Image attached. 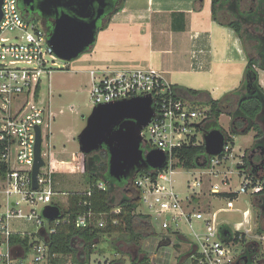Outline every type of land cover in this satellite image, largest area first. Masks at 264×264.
Masks as SVG:
<instances>
[{
    "label": "built area",
    "instance_id": "2783aa9c",
    "mask_svg": "<svg viewBox=\"0 0 264 264\" xmlns=\"http://www.w3.org/2000/svg\"><path fill=\"white\" fill-rule=\"evenodd\" d=\"M1 11L0 110L3 119L0 123V164H4L7 169L4 177H0V264H19L25 256L21 247H12L10 244V237L15 234L28 236L33 263L43 264L47 263L48 248L40 231L44 230L48 238V234L54 233L65 219L61 213V218L47 221L38 212L39 208L43 210L47 205H54L52 196L55 193L51 172L48 175L41 174V169L47 164L41 146L40 154L45 165L39 169L37 188H32L35 128L40 129L41 143L42 127L48 130L50 138V123L54 116L50 106L44 105L39 99L41 80L49 79L55 71L67 68H59L56 60L60 59L48 44L49 35H46L39 23L28 20L20 13L17 0H2ZM90 76L88 96L92 107L136 96L149 95L152 98L154 115L141 131V145L144 154L153 149L160 150L166 155V162L163 168L154 170L157 172L154 179L148 176H137L134 179V185L140 191L141 203L149 210L145 214L159 221L162 230L176 235L182 236L181 226H187L194 238L190 243L191 250L194 248L189 256L190 264H239L240 255L236 256L230 248L233 242H224L220 237L221 222L217 212L195 210L190 203L205 193L238 195L250 189L252 194H258L264 183L260 180L248 181L242 177L239 188L232 192L227 175L231 171L222 169L232 154L229 145H225L221 154L208 157L206 166L194 168L199 173L187 180L188 195L180 197L175 188L173 175L175 168H178V151L184 146L198 144L195 134L198 130L203 133L201 127L207 122V110L178 97L172 85L152 67L102 76H95V72L91 71ZM13 148L16 152L14 158L11 157ZM238 163L242 168L243 161ZM14 165L21 168H14ZM237 171L242 173V169ZM97 188L105 190L102 183H98ZM246 219L247 214L244 213V222L239 224L236 231L244 234L249 241L259 244L264 242V234L248 236L250 231L247 228L240 231ZM13 223L21 226L29 224L33 229L14 227ZM194 224L198 226L197 229H194ZM74 225L76 228H103L106 225L105 216L87 210L75 218Z\"/></svg>",
    "mask_w": 264,
    "mask_h": 264
},
{
    "label": "rangeland",
    "instance_id": "374dc122",
    "mask_svg": "<svg viewBox=\"0 0 264 264\" xmlns=\"http://www.w3.org/2000/svg\"><path fill=\"white\" fill-rule=\"evenodd\" d=\"M200 1L202 2L201 9L205 12L208 9L207 0ZM251 3L252 0H242L240 9L245 11ZM194 7L195 6L193 5V9ZM195 11L197 12L199 10ZM107 22L103 24L102 29L97 31L94 44H98L102 38L112 39V28L106 31L104 27L107 26ZM116 28L117 35H120V33L130 32L138 34L134 28L132 29L127 26H116ZM248 29L250 32L254 33L252 26H249ZM136 39L138 38L134 37L133 41L135 42L133 43L127 41L121 42L122 45L117 47L116 51L113 49L108 50V52L114 56V58H111L113 63L109 65V70L111 72L138 69L149 66L154 69H159L165 67L163 63L165 60H168V66L173 69L181 68L184 64L179 57L181 54L176 52V50L178 51L176 45H173V48L168 47L171 52H166V55L155 53L153 57L149 58L147 42ZM107 43L113 45L112 41H108ZM107 47L114 48V46ZM90 52L91 49L87 50L77 59L72 61L56 60L59 68L65 66L67 69L57 70L52 73L49 79L42 78L41 80V93L39 99L44 103V105L50 106L54 116L50 123L49 139L48 130L42 127L41 150L43 158L47 164L46 167L41 169V174L48 175V172H51L53 191L55 193L54 196H52V200L62 205H65L66 197L69 193L83 192L87 188L85 155L79 151L77 136L85 127L87 117L93 108L88 96L91 84L88 70L93 68L92 62L90 61ZM243 74L244 68L240 75L234 77V80L238 82V86H240ZM178 76V74L173 75L172 73L170 78L172 81H177L176 78ZM204 77L205 75L203 74L187 75L188 79L183 84L188 86L189 84L187 83L190 79L194 81V84L191 85L194 87L197 86V84H195L196 81L204 82ZM261 79V82L264 85V72H261ZM203 87H209V84L204 83ZM220 98H222V96ZM190 104L193 105L194 103L191 101ZM194 106L203 108L208 112V107H206L203 102L198 104L196 103ZM2 119L3 112L0 110V123L2 122ZM219 123L223 131H229V116H220ZM249 133L253 136L255 135L254 131H250ZM195 135L198 144H202V134L200 133V130H198ZM249 142L250 136H235L233 137V143L229 144V147L232 149V154L223 164V168H225V171H231V173L227 175L230 180V189L232 192L239 188L242 177H246L245 174L238 173L237 169L239 170L241 168H237L235 165L239 164L238 162L242 160V155L247 156L248 153L250 155L252 154L250 152V145L253 143V139L251 144L248 146ZM15 153V149L13 148L11 151L12 158H14ZM237 166L240 167V165ZM14 168L20 169L21 166L14 165ZM197 173H199L198 169H183L179 166L178 168H175L173 178L175 181V188L177 192L180 193V197L188 195V191L186 189L187 180L196 176ZM246 180L249 181L250 179L246 177ZM124 194L125 187L115 188L112 193L116 200L121 199ZM259 199H261V197L252 194L250 189H248V191L244 194H238V198L232 203L234 204L232 205V209L220 211L217 214V218L219 222H221L220 225L227 224L233 232H236V229L234 228L236 224L244 222L242 211L246 210L248 212L247 219L244 223V227H240V231L247 228L250 231L248 236L254 234L257 227L256 216L258 213L257 205H259ZM190 204L194 206L195 210L205 213L226 207L225 200L223 201L221 198H218V195H208L207 193L200 198L194 199V201ZM41 211L42 209L39 208L38 212L40 213ZM138 212L149 213V210L141 203L138 208ZM152 223L155 235L140 240L139 246H128L122 241L121 237L116 234H101L99 241L95 246V251L90 256L88 264H107L109 261L117 258H122L126 264H129L130 259L135 258L137 260H142L145 257L148 259V264H190V261L188 260V253L191 250L190 243L194 241V238L187 226H181V234L184 236L182 237L180 235L170 233L171 231L162 230L159 221L152 219ZM13 226H19L21 228L28 227V229H33V227L29 224H22L21 226L13 223ZM197 228L198 226L194 224V229ZM162 240H164L161 243L162 246H159V243ZM114 245L119 248L120 254H116ZM230 248L236 256L241 255L243 252V246L241 243H232L230 244ZM32 255L33 253L28 251L19 264H35L33 263ZM255 258L256 259L253 264H264V242L260 244V252ZM43 264L47 263L44 262ZM61 264L75 263H72V259L67 257L66 261Z\"/></svg>",
    "mask_w": 264,
    "mask_h": 264
},
{
    "label": "trees",
    "instance_id": "16d2710c",
    "mask_svg": "<svg viewBox=\"0 0 264 264\" xmlns=\"http://www.w3.org/2000/svg\"><path fill=\"white\" fill-rule=\"evenodd\" d=\"M241 2L242 0H211L213 21L234 31L241 41L247 63L240 86L236 90L218 100L210 98L204 103L208 107V117L207 122L201 127V131L220 129L225 134L226 146L233 143V137L254 131L255 135L250 148V152L254 151V154L252 157L249 156V153L247 156H242L244 165L241 169L242 173L253 182L260 180L264 183V89L258 83L256 71V68L264 70V37L261 35L264 32V0H252L251 5L246 8L247 10L245 9V12L241 13L239 17L241 19L228 21L222 17L227 8H231L232 3H235L238 8L241 6ZM123 4L124 0L115 9L113 15L122 9ZM201 5L200 0L196 1L194 9H201ZM169 18L171 31L181 32L186 29L187 18L185 13L173 12L169 14ZM249 26L253 27L254 33L249 31ZM186 92L191 95L196 94L195 91L186 90ZM222 114L230 117L228 132L223 131L219 125L218 120ZM255 150L258 153L262 152L263 155L255 154ZM84 157L87 175L86 190L69 193L66 197V206L52 201V204L58 206L60 212L64 214L65 221L57 227L54 233L48 234L47 264H61L66 261L67 257L72 259V263L88 264L101 234H116L128 246H139L140 240L155 235L152 217L138 212L141 196L139 189L134 185V179L137 176H148L154 179L157 172L141 170L134 173L129 179L118 182L108 175V153L104 147ZM208 160L209 158L204 153L203 144H195L184 146L178 151L177 165L185 169L201 168L206 166ZM6 169L4 164H0V177H4ZM98 183H102L105 190L98 189ZM121 187H125V194L121 199L116 200L112 193L115 188ZM88 192L89 195H87ZM217 195L235 199L237 194L221 193ZM255 195L261 197L259 200L264 202V185L262 190ZM257 206L255 233L261 235L264 234V203H259ZM87 210L96 214H104L106 225L103 228H76L74 225L75 218ZM223 230L228 231L226 236H221ZM219 234L224 242L241 243L243 252L239 257V264H253L255 262V257L260 252L259 243L249 241L240 232H233L226 224L220 226ZM10 244L12 247H21L25 254L30 248L28 236L12 235ZM114 248L116 254H120L119 248L115 245ZM147 261L146 257L140 261L134 258L130 259L129 264H146ZM107 264L126 263L122 258H118L109 261Z\"/></svg>",
    "mask_w": 264,
    "mask_h": 264
},
{
    "label": "crops",
    "instance_id": "0c3cea01",
    "mask_svg": "<svg viewBox=\"0 0 264 264\" xmlns=\"http://www.w3.org/2000/svg\"><path fill=\"white\" fill-rule=\"evenodd\" d=\"M196 1L124 0L122 9L111 17L105 27L106 31L112 28V39L102 38L98 44H94L90 48V61L93 68L88 70L89 76L91 71L95 72V76L114 73L109 70V65L113 63L111 58H114V56L108 50L113 49L116 51L117 47L122 45L121 42L127 41L133 43L135 42L133 41L134 37H137L138 39L136 40L147 42L149 58L153 57L155 53L166 55V52H171L168 47L173 48V45L177 46L178 51L176 50V52L181 54L179 57L184 63L182 67L173 69L168 66V60H165L163 62L165 67L155 69L168 84L172 85L175 94L188 103L191 101L194 104L205 103L210 98L218 100L221 96L223 97L236 90L239 86L234 77L240 75L243 68L245 70L247 63L241 41L233 30L213 21L211 16V0H207L208 9L205 12L202 11L203 9H199L197 12L193 9ZM173 12L185 13L187 26L184 31L173 32L170 30L169 14ZM116 26L134 28L138 34L130 32L117 35ZM108 41H112L113 45L108 44ZM107 46H114V48H108ZM261 72L263 71L258 70L259 83L264 89V85L261 82ZM172 73L173 75H179L176 78L177 81H172L170 78ZM202 74L205 75V80L204 82L196 81L195 84L197 86H191L194 84V81L190 79L187 83L189 84L188 86L183 84L188 79L187 75ZM204 83H208L209 87H203ZM186 90L195 91L196 94L191 95ZM239 136H250L248 146L252 142V137H254L250 133ZM260 155L262 156L263 153L260 152ZM249 156L252 157V154H249ZM223 167L222 169L224 170L225 168ZM237 168H241V166ZM218 198H221L223 201L225 200L226 207L216 209L215 212L217 214L220 211L232 209V205H234L232 203L238 198V195H236L235 199L219 196ZM242 212V217L244 213L248 215L246 210ZM239 224H236L234 229H239Z\"/></svg>",
    "mask_w": 264,
    "mask_h": 264
},
{
    "label": "water",
    "instance_id": "95a60500",
    "mask_svg": "<svg viewBox=\"0 0 264 264\" xmlns=\"http://www.w3.org/2000/svg\"><path fill=\"white\" fill-rule=\"evenodd\" d=\"M1 3L2 0H0V20ZM75 14L74 17L62 15L57 19L48 38L49 46L62 61L77 59L89 50L96 40L100 13L89 21L85 20L88 15ZM153 115L152 98L149 95L96 105L87 117L85 127L77 136L80 153L86 156L104 147L108 153V175L118 182L129 179L141 170L163 168L166 155L157 149L144 154L141 145L143 141L141 131L150 123ZM35 132V159L31 174L33 189L37 188L39 169L45 165L40 154L39 127L35 128ZM225 143V134L220 129L214 128L202 133V144L207 157L221 154ZM41 215L47 221L62 217L56 205L45 206ZM227 234L228 231H221V236ZM40 235L47 242L44 230L40 231ZM159 246L162 244L159 243ZM193 249L188 253V257L193 253Z\"/></svg>",
    "mask_w": 264,
    "mask_h": 264
},
{
    "label": "flooded vegetation",
    "instance_id": "af4514ba",
    "mask_svg": "<svg viewBox=\"0 0 264 264\" xmlns=\"http://www.w3.org/2000/svg\"><path fill=\"white\" fill-rule=\"evenodd\" d=\"M122 1L123 0H17V6L20 13L25 18L39 23L46 35H50L57 19L62 15L74 17L76 15L75 13L88 15L89 17L85 19L87 21L96 18L100 13L101 16L97 21L98 31L105 22L111 19L113 12ZM239 8H241V6L237 8L236 4L232 3L231 8H227V11L222 17L228 21L237 20V18L241 16V13L245 12ZM261 35L264 37V32H262ZM258 70L264 72V70L256 68L257 73ZM256 153L260 155V153L255 150V154ZM253 154L254 151H252V155ZM259 203L263 204L264 202L259 200L258 204Z\"/></svg>",
    "mask_w": 264,
    "mask_h": 264
}]
</instances>
